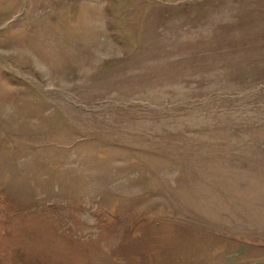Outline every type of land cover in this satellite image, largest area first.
<instances>
[{"label":"rangeland","instance_id":"374dc122","mask_svg":"<svg viewBox=\"0 0 264 264\" xmlns=\"http://www.w3.org/2000/svg\"><path fill=\"white\" fill-rule=\"evenodd\" d=\"M0 264H264V0H0Z\"/></svg>","mask_w":264,"mask_h":264}]
</instances>
